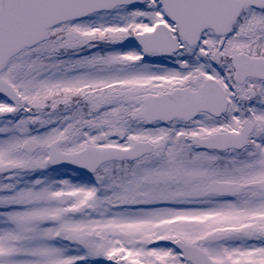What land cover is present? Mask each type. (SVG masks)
<instances>
[{
  "label": "snow or ice",
  "instance_id": "snow-or-ice-1",
  "mask_svg": "<svg viewBox=\"0 0 264 264\" xmlns=\"http://www.w3.org/2000/svg\"><path fill=\"white\" fill-rule=\"evenodd\" d=\"M0 264H264V0H0Z\"/></svg>",
  "mask_w": 264,
  "mask_h": 264
}]
</instances>
